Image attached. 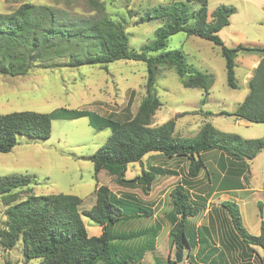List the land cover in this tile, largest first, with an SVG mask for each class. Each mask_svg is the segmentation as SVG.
Wrapping results in <instances>:
<instances>
[{
    "label": "trees",
    "instance_id": "1",
    "mask_svg": "<svg viewBox=\"0 0 264 264\" xmlns=\"http://www.w3.org/2000/svg\"><path fill=\"white\" fill-rule=\"evenodd\" d=\"M197 1L200 7L193 12H189V4L184 0H172L167 5L148 8L146 18L159 19L162 24L155 30L154 39L139 49L129 45L123 22L112 19L105 10V3L100 0H87L91 9L83 14L69 13L51 4L28 2L11 12L0 13V75L22 76L34 68L106 66L120 59L141 61L147 71L145 94L135 114L124 120L102 116L91 110L67 108L50 113L24 110L1 114L0 152H9L21 135L31 139L48 138L53 119L87 117L93 128L111 129L106 142L90 156L95 176L106 170L114 176L118 186L140 187L147 193L156 175H177V172L149 165L148 169L141 170V174L126 178L125 171L128 164L141 162L145 154L156 152L169 158L186 157L189 177L195 178L203 170L207 177V197L217 182L220 183L218 190L231 182L224 178L218 180L214 174L220 171L237 172L238 176L244 174L242 179H237V185L241 186L242 181L247 180L250 161L264 150V134L258 138H243L236 133L221 131L207 121L196 136L185 137L175 133L174 119L159 125L152 124L161 105L155 87L160 68H173L184 87L202 89L203 101L214 82L212 73L188 64L183 51L165 50L168 38L179 31L220 47L226 83L231 88H238L235 79L238 53L259 55L258 64L247 80L246 96L233 112L220 111L218 114H230L236 120L246 122H264V46H226L218 31L229 24V16L235 8L222 4L209 14L208 20L206 0ZM203 112L208 117L213 115L210 110ZM185 182L190 184L189 180ZM31 184L32 178L28 174L0 176V195L4 196L6 204V219L0 228V248L4 252L13 249L20 241L24 257L39 258L40 264H141L144 253L155 249L160 223L128 231L116 228L120 223L153 214L151 207L131 194L120 197L108 186L96 185L94 204L83 209L78 195H36ZM187 188L179 181L171 189V209L165 213V218L170 225V246L178 251L187 244V256L189 261H193L189 252L197 243L203 247L204 242H209V228L199 226L202 238L197 237L198 230L190 229L189 217L197 215L205 207L202 202L192 199ZM220 206L228 214L235 235L251 253L256 252L255 247L262 250L258 260L264 264L263 222L259 234H251L243 225L237 203L222 201ZM258 207L261 211L260 202ZM83 217L100 226L101 234L89 235ZM4 264L10 262L5 260ZM166 264L184 263L183 259L177 263L174 258L168 259Z\"/></svg>",
    "mask_w": 264,
    "mask_h": 264
},
{
    "label": "rangeland",
    "instance_id": "2",
    "mask_svg": "<svg viewBox=\"0 0 264 264\" xmlns=\"http://www.w3.org/2000/svg\"><path fill=\"white\" fill-rule=\"evenodd\" d=\"M100 1L105 3V10L112 19L123 22L129 45L135 49L153 40L155 30L162 24L159 19H147L146 10L158 4L167 5L172 2V0ZM184 1L189 4V12L200 7L197 0ZM26 2L51 4L69 13L78 14L89 13L91 9L87 0H0V13L11 12ZM206 4L208 20L209 14L222 4L235 8L229 16V24L218 31V36L226 46L234 47L238 44L264 46V0H206ZM191 21L192 19L189 22ZM168 49L183 51L186 62L197 69L212 73L214 82L209 88L208 98L203 101L202 89L186 88L173 68H160L156 75L155 87L161 105L154 114L153 125L174 119L175 133L185 137L196 136L201 125L207 121L221 131L236 133L243 138H258L264 134V122L236 121L233 115L218 114L220 111L233 112L237 104L246 96L248 88L244 79L247 76L243 66L250 64V55L259 56L257 53H238L235 67L238 88H231L226 83L224 60L218 45L188 35L185 31H179L168 38L165 50ZM146 74V65L143 62L120 59L106 66L34 68L22 76L0 75V115L24 110L50 113L60 108H67L91 110L102 116L124 120L135 114L145 94ZM204 110L212 111L213 115L205 116ZM110 134L109 127L96 129L90 126L87 117L53 119L48 138L31 139L21 135L18 136V143L9 152H0V176L28 174L32 178L31 187L34 194H75L81 197L80 208L83 209H88L94 204V190L97 184L108 186L120 197L130 193L146 202L150 201L151 198L143 199L139 187L122 190L123 188L116 184L114 176L106 170L94 175L90 156L106 142ZM149 165L176 171L179 176L173 180V183L181 181L185 188L191 189L189 193L192 199L206 206L207 198L203 196L208 185L204 178L205 173L202 170L195 178L189 177L186 157L169 158L161 153L150 152L145 154L141 162L128 164L125 177L139 175L141 170L148 169ZM249 172L251 176L244 180L246 183L253 187L264 183V150L250 161ZM186 180L190 181L189 185L186 184ZM167 188L170 190L171 186ZM168 193L163 197L164 206L158 214L162 216L159 223L164 226L158 236L159 252L149 255L152 261L154 255H157L158 261L162 264H166L167 259H174L176 252L167 240L169 224L163 217L164 212L167 213L171 208ZM153 199L156 201L162 198L155 196ZM5 208L4 196L0 195V228L4 226L6 219ZM246 209L248 216L245 218L249 226L247 231L254 234V231L258 232L259 227L256 225L254 229L251 225L253 219L255 221L257 218L260 219V210L255 200L248 201ZM261 216L264 219V208ZM192 219L197 221L199 218ZM83 221L86 227L91 225L89 234L98 233L96 228L91 230L92 225L95 224L88 218L83 217ZM149 222V218L141 217L126 224H118L117 229L128 231L147 226ZM196 231L199 232V235L196 232L197 237L202 238L199 226L196 227ZM214 239L215 242L218 241L215 233ZM222 246L223 244L219 242L218 247L222 248ZM207 247H209L208 241L204 242L203 247L197 243L194 249L190 250L193 254L191 256L193 262L199 264L206 262ZM188 251L187 245H183V261L190 260L187 256ZM255 251L254 261L258 264V255L262 254V250ZM226 255L228 259L222 255L219 262L237 264L235 259L230 258V253ZM5 260L10 264H40L39 258L24 257L20 241L9 251L4 252L0 248V264H4ZM143 263H146L145 260ZM154 264H157V261Z\"/></svg>",
    "mask_w": 264,
    "mask_h": 264
},
{
    "label": "crops",
    "instance_id": "3",
    "mask_svg": "<svg viewBox=\"0 0 264 264\" xmlns=\"http://www.w3.org/2000/svg\"><path fill=\"white\" fill-rule=\"evenodd\" d=\"M250 56H251L250 57V64L243 66L244 72H246L245 75L247 76L246 79H244V83H246V84H247L248 78L251 76V72H252L253 68L256 67V65L258 64V61L260 59V57L256 56V55L255 56L250 55ZM237 62H238V60H237ZM207 98H208V95H207ZM236 121H243V120H236ZM261 152H259V154ZM259 154H257V155H259ZM214 175H216V178L218 180H221L224 178V179L231 180V182L228 184V186H226L220 190H218V188H217V186L220 185V183L217 182L215 189L210 194H207L208 197L205 194L203 195L204 198L207 197V202H206L205 208L202 209L201 211H199L197 215L192 217L195 219L196 218H199V219L197 221L196 220L194 221L192 218L188 220L189 225H190L189 227L193 231H196V227L201 226V225H206L209 228V236H208L209 237V247H207V249H206L207 260H206V262H203V263L204 264H222L221 262H219V260L221 259L220 256L223 255L224 258L228 259L226 253H230V258L235 259L236 260L235 262L237 264H255V261H254L255 260V258H254L255 254L251 253V251L235 235L233 228H232V225H231L230 220H229V216L220 205H221L222 201H232V202L237 203L239 206L242 222H243L245 228L247 229L249 226L246 223L245 217L248 216L246 214V212H247L246 208H247L248 201L255 200L257 207H258V202H260L261 207H262L261 211H263V208H264V183L261 184V186L253 187L252 185H250L249 183H246L243 180L242 185L238 186L237 185V179H239V178L242 179L244 174L241 176H238L237 172L220 171L219 173H216ZM177 176H179V175H170V174H158V175H156L154 180L151 183L150 190L147 193H144L141 190L142 195H143V199L146 198L148 200L149 198H151L150 201L148 200V202H146L140 198H137V197H135V195L131 194L132 196L137 198L139 201H141L144 205L151 207L153 214H152V216L146 217V218H149V220H150V222L147 226L154 225L157 222L159 223V219L162 216L160 217V215H158V214H159L160 209H162V207L164 206L163 197L167 192L170 193L171 189L177 184V182L173 183V180H176ZM246 176L248 179L251 176V173L250 172L247 173ZM204 178L206 179L207 177L205 176ZM167 186H169V187L171 186V189L169 190L167 188ZM120 188H123L122 190L134 189V188H129V187H120ZM189 191H191V189H189ZM129 194L130 193H127L125 196H128ZM155 196H157L158 198L160 196V198H162V199H157L155 201V199H153ZM160 200H161V202H160ZM258 209H259V207H258ZM261 211H260V219L257 218V221H255V219H253V224L251 225V227H253L254 229L256 228V225H258V227H259L258 232H257V230L253 232L255 235L259 234L260 229H261V224H262V222H264V219L261 218L262 217ZM165 213L166 212H164V215H163L164 218H165ZM256 215H257V213H256ZM130 221H132V220H130ZM129 222H126V223H129ZM126 223H120V224H126ZM168 224H169V222H168ZM92 226L93 227H91V230H93V228H96L95 230H98V233H92V234L96 235V236L100 235L101 231H102L101 227L97 226V225H92ZM89 227H86L88 234L90 232ZM163 227L164 226H161V230L163 229ZM169 227H170V225H168L167 234H168ZM116 228H117V225H116ZM95 230H94V232H96ZM118 231H122V230H118ZM125 231H127V230H125ZM160 231H159V233H160ZM159 233H158L156 240H155V249L151 250V251H146L144 253V256L141 260V264H154L156 261H157V264H162L158 261L157 255L156 256L154 255L153 261L149 257V255L151 256L150 253L157 254L159 252V249H158ZM214 233L218 237V241H216V242L214 239ZM89 235H91V234H89ZM167 240L169 242V237H167ZM219 242H221L223 244L222 248L218 247ZM255 250L259 251L260 249L258 247H255ZM189 253L191 254V252H189ZM224 253H225V256H224ZM250 254H251V256H250ZM192 255L193 254H191V256ZM194 257H195V254H194ZM244 259H246V260H244ZM144 260L146 263H143ZM258 264H260L259 260H258Z\"/></svg>",
    "mask_w": 264,
    "mask_h": 264
},
{
    "label": "water",
    "instance_id": "4",
    "mask_svg": "<svg viewBox=\"0 0 264 264\" xmlns=\"http://www.w3.org/2000/svg\"><path fill=\"white\" fill-rule=\"evenodd\" d=\"M185 245H187V244H185ZM174 257H175V261L177 263H180L182 261V259H183V246L180 247L179 250L175 252Z\"/></svg>",
    "mask_w": 264,
    "mask_h": 264
},
{
    "label": "built area",
    "instance_id": "5",
    "mask_svg": "<svg viewBox=\"0 0 264 264\" xmlns=\"http://www.w3.org/2000/svg\"><path fill=\"white\" fill-rule=\"evenodd\" d=\"M184 264H199V263H196V262H193V261H189V260H184L183 261Z\"/></svg>",
    "mask_w": 264,
    "mask_h": 264
}]
</instances>
